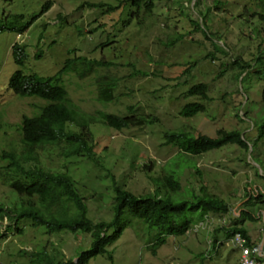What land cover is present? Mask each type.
Instances as JSON below:
<instances>
[{
	"label": "rangeland",
	"instance_id": "obj_1",
	"mask_svg": "<svg viewBox=\"0 0 264 264\" xmlns=\"http://www.w3.org/2000/svg\"><path fill=\"white\" fill-rule=\"evenodd\" d=\"M49 1L51 6L41 14ZM85 3L105 7L89 8ZM255 3L155 0L151 13H145L130 0H0V204L16 208L25 201L9 189L7 161L1 155L22 150V117L36 114L44 103L36 97L13 95L8 88L11 76L21 71L50 77L66 59L98 60L110 66L90 70L70 66L60 76L70 106L94 122L99 113H107L132 114L153 124L117 131L91 122L93 162L63 158V144L43 145L34 149L37 166L66 172L74 180L86 217L94 224L112 219V179L136 196L153 194L175 202L193 200L194 195L217 197L229 210L208 219L195 214L188 232L168 236L131 217L126 209L118 239L106 247L112 254H99L87 264H238L240 249L230 243L224 229L234 220L259 246L264 237V136L257 131L264 112V65L254 61L260 53L264 61V23L249 16L250 7L259 11ZM14 44L22 48V66L13 60ZM238 56L240 65L251 66L249 74L239 78L240 69L234 65ZM109 80L114 81L113 89L105 101L100 89ZM200 83L208 87V100L187 95ZM189 102L204 104L205 111L181 117L180 110ZM219 129L239 131L247 149L227 144L190 155L165 141L168 132L215 137ZM171 174L180 183L179 191L161 185L160 179ZM244 204L255 220L241 216ZM10 225L9 219L0 220V264H26L20 251L43 249L57 261L74 262L90 248L88 234H49L27 219L15 222L19 234Z\"/></svg>",
	"mask_w": 264,
	"mask_h": 264
},
{
	"label": "trees",
	"instance_id": "obj_2",
	"mask_svg": "<svg viewBox=\"0 0 264 264\" xmlns=\"http://www.w3.org/2000/svg\"><path fill=\"white\" fill-rule=\"evenodd\" d=\"M132 5L142 8L145 13H151L155 0H130ZM256 1L258 13L251 7L249 16H257L258 20L264 23V0ZM258 2V3H257ZM89 8L105 7L103 3H85ZM51 6V1L47 2L41 11L45 13ZM119 6V5H118ZM117 6V7H118ZM112 7V6H111ZM255 34L259 33V26L254 27ZM95 30V29H93ZM91 30L90 32H93ZM207 39V38H206ZM215 51L220 52L218 49ZM264 52V47L263 51ZM226 54L224 52H220ZM12 57L14 62L22 66L24 64V54L22 48L14 44L12 46ZM212 56V53L209 54ZM257 64H263L262 53L254 59ZM80 66L90 70L93 66H110L96 60H88L85 57H75L66 59L64 66L55 75L50 77H36L26 75L21 71H16L9 79L8 88L13 95L19 98L36 97L44 103L37 109V113L32 116H23L20 128V152H2L1 158L7 161L5 168V178L8 180L9 189L25 201L19 207L10 208L0 204V220L9 219L11 225L17 233L21 234V229H16L15 222L19 219H27L32 226H43L47 233L57 231H67L69 233H84L90 238V248L77 255L76 261H57L53 254L46 250L27 253L20 251L19 255L25 257L26 264H87L88 261L99 255L112 253L106 250L107 246L112 245L120 235V221L123 212L127 209L128 214L141 221L149 227H157V231L164 232L168 236H181L189 231L190 225L194 222L192 218L195 214L198 219H203L208 214H224L228 212L229 206L217 197L196 196L193 200L175 202L170 198L160 199L156 195L148 194L136 196L120 189L112 179L113 184V206L112 219L109 222H98L94 224L86 217V205L84 199L78 194L74 187V180L66 172H48L40 168L38 158L34 149L43 145L63 144L61 155L65 159L79 157L94 161L93 156V137L88 130L89 124L94 122L87 116L77 113L69 103L67 92L60 82L62 73L70 66ZM238 66L239 73L237 78L249 74L251 68L248 62ZM71 68V67H70ZM113 80L104 83L100 89V96L107 101L110 98V91L113 89ZM208 87L204 83L192 86L187 90V95L197 96L203 100L207 99ZM264 103V91H263ZM69 105V106H68ZM132 109L130 108V111ZM205 106L198 102H189L183 106L179 115L183 118H192L199 112H204ZM99 123L117 131L133 126H145L153 124L151 119L138 117L136 115L117 116L114 114L99 113ZM77 128V131L69 127ZM257 131L264 136V112ZM167 144H176L179 150L190 155H201L210 150L218 149L227 144L237 145L246 150L247 146L242 141L241 133L237 130L225 131L219 129L215 137L199 135L193 137L188 132H168L165 134ZM162 187L168 191L175 192L180 190L179 181L171 174L165 175L160 179ZM187 214L191 218H187ZM243 217L253 221L255 218L244 212ZM165 226V227H164ZM112 233L108 235V231ZM226 234L232 237L239 233L247 242L248 246L256 245L250 242L247 231L237 223H231L229 228L224 229ZM264 251V246H263ZM154 252V251H153Z\"/></svg>",
	"mask_w": 264,
	"mask_h": 264
},
{
	"label": "built area",
	"instance_id": "obj_3",
	"mask_svg": "<svg viewBox=\"0 0 264 264\" xmlns=\"http://www.w3.org/2000/svg\"><path fill=\"white\" fill-rule=\"evenodd\" d=\"M230 243L240 249L239 264H264V253L260 247L248 246L246 239L239 233L233 234Z\"/></svg>",
	"mask_w": 264,
	"mask_h": 264
},
{
	"label": "crops",
	"instance_id": "obj_4",
	"mask_svg": "<svg viewBox=\"0 0 264 264\" xmlns=\"http://www.w3.org/2000/svg\"><path fill=\"white\" fill-rule=\"evenodd\" d=\"M241 207H242V208H241V211L246 212V211L244 210L245 204H244V206L242 205ZM244 212H241V213H240L241 216H242V214H243ZM240 214H239V215H240ZM211 215H224V214H208V215L205 216V218L208 219V217H212ZM237 216H238V215H237ZM237 216H236V217H237ZM237 218H238V217H237ZM207 219H206V220H207ZM235 219H236V218H235ZM236 221H238V219H236ZM230 222H231V221H230ZM230 222H229V223H230ZM232 222L235 223L234 220H233ZM232 222H231V223H232ZM239 225L243 227L242 224H239ZM239 225H238V226H239ZM203 229H205V226H204V225H203ZM247 235H248V233H247ZM248 237H249L251 243H253V244H258V243H256V242L252 241L249 235H248ZM263 253H264V251H263Z\"/></svg>",
	"mask_w": 264,
	"mask_h": 264
},
{
	"label": "water",
	"instance_id": "obj_5",
	"mask_svg": "<svg viewBox=\"0 0 264 264\" xmlns=\"http://www.w3.org/2000/svg\"><path fill=\"white\" fill-rule=\"evenodd\" d=\"M263 245H264V237H263V240L261 241V244H260V251L262 250Z\"/></svg>",
	"mask_w": 264,
	"mask_h": 264
},
{
	"label": "bare ground",
	"instance_id": "obj_6",
	"mask_svg": "<svg viewBox=\"0 0 264 264\" xmlns=\"http://www.w3.org/2000/svg\"><path fill=\"white\" fill-rule=\"evenodd\" d=\"M233 236V235H232ZM232 238V237H231ZM230 241H231V239H230ZM261 244V243H260ZM257 246H259L258 244H256ZM253 246V245H252ZM264 246V245H263ZM260 247V246H259ZM263 251V248H262V250H261V252ZM240 260V259H239ZM238 264H239V261H238Z\"/></svg>",
	"mask_w": 264,
	"mask_h": 264
}]
</instances>
